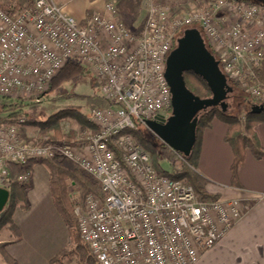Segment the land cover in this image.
<instances>
[{"label": "built area", "instance_id": "1", "mask_svg": "<svg viewBox=\"0 0 264 264\" xmlns=\"http://www.w3.org/2000/svg\"><path fill=\"white\" fill-rule=\"evenodd\" d=\"M116 1L103 0L104 12L81 22L53 0H30L15 12L0 6V96L39 103L56 74L75 61L98 79L108 104L91 112L96 130L75 147L23 131L24 116L0 120V188L11 180L28 183L31 161L65 158L104 193L86 195L73 209L79 238L98 264H196L242 218L240 201H200L185 179L153 166L133 132L137 123L169 116L166 58L186 28L199 29L227 80L263 105L255 68L264 60V8L211 0L179 16L150 3L135 32L119 18ZM183 157L177 154L173 174Z\"/></svg>", "mask_w": 264, "mask_h": 264}, {"label": "trees", "instance_id": "2", "mask_svg": "<svg viewBox=\"0 0 264 264\" xmlns=\"http://www.w3.org/2000/svg\"><path fill=\"white\" fill-rule=\"evenodd\" d=\"M239 1L256 3L247 0ZM141 3L142 0H120V4L124 6L123 10L134 19L139 16ZM262 7L264 8V5H262ZM182 32L183 31H180L177 34V38L182 35ZM206 46L213 54L209 46L207 44ZM213 55L216 58V55ZM84 69L85 68L83 66L75 61L67 62L53 78L48 90L45 93L51 91L63 80L72 78L75 75L84 72ZM255 75L257 80L264 85V61H262V63L255 68ZM183 77L186 87L194 95L200 98H208L211 96L209 88L199 76L193 72L187 71L183 73ZM228 83L233 87V90L236 89V87L229 80ZM236 92H238L237 89ZM235 98L239 100L236 101L235 99L236 104L249 100L244 94L236 96ZM23 105L24 103L22 101L1 104L0 120L2 122L10 123L14 122L20 116L26 117L23 113ZM254 105L258 106L257 104ZM60 116L72 118L83 128V130H96L95 126L90 122L87 116L77 110L71 109L69 111H61L58 114H54L45 121L32 123L38 128L41 134L48 135L49 133H52V141L67 143L69 140L62 134L60 129ZM213 118H217L227 126L225 142L230 146L233 154V160L230 168L231 184L234 187H238L237 172L244 163L246 152L249 151L255 159L264 161V149L260 145L254 131L258 124L264 123V106L260 107L259 111H247L243 115L231 113L229 106H227L226 111H223L220 107H213L205 112H202L198 116L194 147L189 156L183 157L179 174H173L170 171L162 169L160 164L161 161H165L167 163L176 161L177 154L174 151L159 141L143 125L137 123V128L133 132L138 142L150 154L153 166L163 174L174 178L185 179L188 184L193 187L195 195L200 201L218 199L217 195L207 192L206 185L208 181L197 172L203 132L205 129L209 128ZM28 123H30V121L27 119L26 124ZM144 131H147L152 136V140H148L144 137ZM36 163H40L48 169L52 202L56 211L60 215L69 236L68 246L60 250V252L56 254L50 262L52 264H68L72 261L74 255H79V257L85 259L88 264H98L96 259L90 254L87 246L79 238L77 219L74 215L73 209L76 201L81 203L83 198L88 194H96L103 198L104 193L101 190V186L86 176L76 164L65 158L54 157L47 160L31 161L28 169L30 170L31 166ZM27 186L28 183L23 184L11 180L9 185L6 187V190L9 193L8 201L0 213V229L8 227L14 236V241L16 242L21 240V235L12 220V215L17 207L22 209L28 208V202L26 199ZM7 245L8 243L0 244V257L2 258L4 264H17V262L5 251V247Z\"/></svg>", "mask_w": 264, "mask_h": 264}, {"label": "crops", "instance_id": "3", "mask_svg": "<svg viewBox=\"0 0 264 264\" xmlns=\"http://www.w3.org/2000/svg\"><path fill=\"white\" fill-rule=\"evenodd\" d=\"M53 1L80 22L89 13L104 12L103 0ZM156 1L142 0L141 5ZM103 102V106L108 105ZM246 103L248 111L255 107L250 100ZM226 131V124L217 118H213L209 128L204 130L197 172L208 181V193L217 195L218 199H239L244 214L196 264H264V198L255 199L257 195H264V161L246 152L237 172L239 186H232L233 154L225 142ZM254 131L264 149V123L258 124ZM30 172L26 190L28 208L17 207L12 215L21 240L14 241L11 231L4 227L0 229V244L8 243L5 251L17 264H52L51 259L68 246V231L52 202L48 169L36 163ZM0 264H4L1 257Z\"/></svg>", "mask_w": 264, "mask_h": 264}, {"label": "water", "instance_id": "4", "mask_svg": "<svg viewBox=\"0 0 264 264\" xmlns=\"http://www.w3.org/2000/svg\"><path fill=\"white\" fill-rule=\"evenodd\" d=\"M193 72L210 90L211 96L200 98L185 85L183 73ZM165 79L171 94V112L167 117L145 121V127L172 151L184 157L190 155L196 141L198 116L213 107L227 110L226 100L233 92L219 62L208 50L199 29L183 30L166 58ZM255 106L251 111H259ZM9 193L0 188V213L7 204Z\"/></svg>", "mask_w": 264, "mask_h": 264}, {"label": "rangeland", "instance_id": "5", "mask_svg": "<svg viewBox=\"0 0 264 264\" xmlns=\"http://www.w3.org/2000/svg\"><path fill=\"white\" fill-rule=\"evenodd\" d=\"M209 1L211 0H158L156 1V3L153 4L169 6L171 7V9H173V11H175V13H177L179 16H182L186 14L190 8H194V10H196L201 7L204 3ZM247 1H253L257 4L264 5V0ZM116 2L119 4V18L131 30H134L135 32H141L145 23V15L150 3H143L141 5V11L139 12V16L134 19L123 10L124 6L120 4V0H117ZM29 4L30 0H0V6L2 8H4L6 11L11 10L13 12L19 11L27 7ZM251 28L254 32L259 29L255 26H252ZM230 87L233 89L231 85ZM236 89L238 92H236ZM236 89L233 90L231 94H229L226 103L228 104V106H232L230 109L231 113L240 115L241 113H245L248 111V104L246 102L237 104L235 103V99L236 101H239L235 97L243 95L242 91H240L237 87ZM101 98L102 93L98 85V79L87 69H84V72L79 73L72 78L63 80L51 91L43 94L39 103H34L31 100H16L14 98H6L0 96V105L3 103H14L17 101H22L24 103L22 107L23 113L26 118L30 121V123L24 125L23 131L28 132L30 134H34L36 133V131L39 132V130L33 125L32 122L45 121L50 116L58 114L61 111H69L70 109L77 110L89 118L93 110L106 107L103 106L104 102ZM59 125L62 134L69 140L67 143L71 144L74 147L81 141H84L89 132H95L91 129L83 130V128L70 117L60 116ZM48 136L52 137L53 134L49 133ZM144 137L148 140H152V136L147 131H144ZM160 164L162 169L170 172L174 171V169L179 166V164L175 161L172 163L161 161ZM68 264L88 263L85 259L79 257V255H74L72 261Z\"/></svg>", "mask_w": 264, "mask_h": 264}]
</instances>
